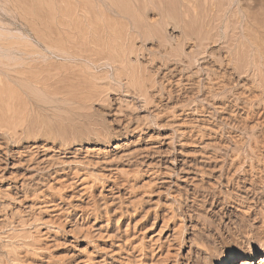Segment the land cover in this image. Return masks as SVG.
<instances>
[{
  "label": "bare ground",
  "instance_id": "obj_1",
  "mask_svg": "<svg viewBox=\"0 0 264 264\" xmlns=\"http://www.w3.org/2000/svg\"><path fill=\"white\" fill-rule=\"evenodd\" d=\"M207 179L226 182L224 198L252 221L264 183V0H0V264H45L46 224L58 234L85 198L172 204L176 188L207 199ZM165 227L149 240L135 223L123 240L106 234L104 260L180 264L160 241ZM262 239L206 264H250Z\"/></svg>",
  "mask_w": 264,
  "mask_h": 264
},
{
  "label": "rangeland",
  "instance_id": "obj_2",
  "mask_svg": "<svg viewBox=\"0 0 264 264\" xmlns=\"http://www.w3.org/2000/svg\"><path fill=\"white\" fill-rule=\"evenodd\" d=\"M221 133H223V131ZM224 134H225V130H224ZM186 156L188 160L192 161V156L190 155H186ZM216 172L217 171L215 170L213 173L215 174V176L217 175L218 177L219 174L218 172L217 173ZM221 179L224 183L225 178L224 179L221 178ZM212 181L214 182L213 179H207L206 182H203L204 184L199 183L201 184L199 185V188L203 187L201 188V190L202 189L210 190L212 192L211 195L213 194V192H215V195L211 197L209 195L207 199H204L203 197L201 198L199 197L201 195H199L195 197L196 198L195 202H194L195 198L193 197L192 194H187L186 191L184 192L180 191L182 193L181 195L179 194L180 192L176 188L174 189V191L176 190L175 194L177 193L176 196L179 201L172 203V204H170L171 202L166 198L164 200L163 197L157 198L156 196H152V195H145L144 198H139V200H135L136 198L134 199L133 195H129L128 193H124V192L113 193L114 195L108 194L107 196H105L106 197L105 201L108 200V203H107L108 206H106L105 201H104L105 197L102 195L101 196L99 195L100 197L97 196V198H100L98 199L99 201H97L100 204V205L97 204L99 205L98 207L97 205L91 206L94 203L92 204V201L90 199H88V201L86 202L87 198H85V204L87 203L88 205L87 207H89V204L91 206L89 207L91 208L90 209L91 211L89 210V208L87 209L86 206L84 207V209L86 210L85 212L87 214L89 213L88 215L86 213L85 214L83 213L84 214L83 216V214H81L79 210L74 211L77 213L72 212V210L70 209L66 210L67 212L65 211V214H66V218L67 217L68 218L63 221V222L67 221L66 223L63 224L65 229L64 230L62 229L58 234H56L54 230L51 229V224H48V223L46 224V227L47 228L49 227L51 230L49 229V232L47 231V234L45 235L46 237H44V243L47 244V245L45 244V246L48 248V250L46 251L47 258H46L45 264H53L54 262H55L54 264H69V263L70 264H82V263L84 264V262L88 260V255L92 256L97 262L99 261L98 264L99 263L107 264V261H105L104 258H107L109 261L111 259L110 257H108L109 256L108 254L107 255L105 254V251L109 252L110 248H112L109 246L110 236L108 235L110 234L112 235L115 232L113 235L116 238L114 239L117 241L121 239L123 240L126 235H124L125 233L122 234L121 232H125L124 231L125 228L123 229V227H126L127 223L138 224L139 229H140V231L138 230V234L140 236L145 233L144 236H146V240H149V237L151 235L153 234L155 235L159 231V228L161 229V227L166 226L165 229L162 228L163 232L161 234L160 241L163 240L164 242H166V246L168 244L173 245L171 247H174L173 248L175 249L174 252L177 251L175 254L178 253V255L180 256L179 257L180 264H183V263L184 264H206L208 260L210 261V258H212L213 253H215L216 251H218L221 255H229L230 253H239L241 251L245 252V248L247 247L246 245L247 241L252 240L251 242L257 245V242L259 239L263 238L262 240H264V216L263 217L261 216V215H264V186H263L264 183L262 182L259 183L258 187L261 188V189L259 188L260 193H257L258 194V195L256 194L257 196L255 194H254L255 196L254 195L251 196V197L254 196L253 199L257 197V199H255L256 201H258L259 199L263 201L262 202L263 204L260 203V205H262L260 206L261 209L259 208V201H260L259 200L258 202L255 203L257 204L255 205L257 206L256 207L257 209L251 210V213L249 211V214L246 212L247 218L250 215L249 219H252V221L251 220L249 221L251 223H249L248 221H246L247 222L246 223L245 220H242L241 217H239L238 213L234 211L236 206L237 207L240 206L238 204L239 202L236 203L237 205L235 206L234 202H237L236 201L237 197L233 195L232 197L224 198V195L226 194H223V192L225 191L224 189H226L225 186H227L226 182H225L226 185L225 184L223 185V183H218V182L217 183L215 182L214 183L215 185L213 184L211 185ZM212 187L215 190H212ZM216 188L218 189V191ZM238 190H240V188L238 187L235 188L236 192ZM191 197L194 199H192ZM219 197H220V200H219ZM117 199L118 200L120 199V200L118 201ZM201 199L202 200L204 199V201H202ZM102 200L104 203H102ZM140 200H142V203H141L143 204L142 206L139 204L141 202ZM178 202H181L180 204L183 205L184 209L187 210L188 213L185 212L184 215H181V212L178 209ZM168 203L170 206L168 205ZM104 204L106 208L104 206L102 209V206ZM135 205L137 206L135 207ZM170 207H172V209H169ZM94 208L97 211L93 212V210H95ZM240 208L242 207L240 206ZM173 211L175 212L174 218L170 220L168 219L167 220L168 223L164 224V222H162L163 217L172 216ZM49 213L51 214V212ZM93 213L95 214V216ZM256 213H258L260 217ZM106 216L110 218L108 219L109 221H107L108 223L106 222V220H104V219H107ZM119 217L120 219L118 220ZM261 218L263 219V221ZM47 219L49 220L50 217H48ZM15 221H14L15 224H17L18 223L17 219H15ZM117 223L122 224V225L124 224V225L120 228ZM107 224H110L108 228H107ZM111 225L113 226L112 229H110ZM149 225H152V226H149ZM77 226H78V230H77ZM146 228H147L146 232L143 233L142 229H146ZM86 229L89 232H87ZM85 232H87L88 234ZM92 233L94 234L92 235ZM57 240L60 244L56 242ZM256 248L258 247L256 246ZM87 251L89 254L87 253ZM195 252H197L199 255L196 254ZM137 254L138 253H135L133 258L135 260H139V261H136L138 263L140 262L141 257L139 256V254L138 255ZM197 256L199 257L197 258ZM47 261H49L50 263ZM212 261H216V259H212ZM239 261H241V258H235L233 261H230L228 264H240L241 262ZM249 261L251 262L250 264L252 263L253 264H264V254L261 252H257L255 258Z\"/></svg>",
  "mask_w": 264,
  "mask_h": 264
}]
</instances>
